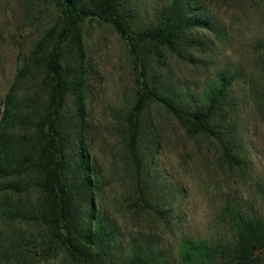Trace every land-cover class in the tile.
Listing matches in <instances>:
<instances>
[{
	"label": "trees",
	"instance_id": "1",
	"mask_svg": "<svg viewBox=\"0 0 264 264\" xmlns=\"http://www.w3.org/2000/svg\"><path fill=\"white\" fill-rule=\"evenodd\" d=\"M50 10L46 27L19 63L0 102V219L28 225L30 233L0 231V257L25 244L40 245L65 264H169V254L151 234L127 236L96 204L102 173L91 154L92 119L88 99L95 66L87 52L85 25L110 26L125 44L133 72L131 105L115 110L114 129L123 144L130 197L137 210L161 217L154 203L141 144L150 108L161 106L190 137L216 143L227 164L240 158L226 125L234 109L233 87L242 77L236 66L218 68L201 92L185 91L174 78L171 59L198 64L208 38L219 34L198 0H166L149 17L140 0H32ZM264 97V87L248 80ZM151 186V188H150ZM264 200V182L258 186ZM226 227L212 236L183 235L177 245L182 264H263L264 216L226 201ZM21 247V248H20ZM260 250V255L256 253ZM9 253V252H8Z\"/></svg>",
	"mask_w": 264,
	"mask_h": 264
},
{
	"label": "rangeland",
	"instance_id": "2",
	"mask_svg": "<svg viewBox=\"0 0 264 264\" xmlns=\"http://www.w3.org/2000/svg\"><path fill=\"white\" fill-rule=\"evenodd\" d=\"M140 1L149 17L153 7L166 0ZM198 1L218 26L219 34L199 30L196 35L209 39L203 51H194L201 62L171 59L170 68L183 90L201 92L216 69L238 67L242 77L233 87L235 105L225 122L242 164L230 166L214 141L202 135L188 136L165 108L152 106L153 125L147 127L141 147L144 153L153 151L144 159L161 217L132 205L123 144L114 129L115 110L128 108L135 95L125 44L108 25H85L87 52L95 66L87 104L92 119L91 154L103 182L96 204L127 236L151 234L160 241L169 254V264H182L177 245L183 235L207 237L225 231L220 216L226 201L238 202L264 216V200L258 189L264 182V97L253 94L248 83L250 79L256 87H264V0ZM49 18V8L32 0H0V102L19 58L31 49ZM0 231L9 237L22 231L30 233L28 225L2 219ZM16 249L3 253L0 264H65L61 256L54 257L46 248L44 252L40 245L25 244L21 254ZM256 253L260 255V250ZM261 261L264 264V253Z\"/></svg>",
	"mask_w": 264,
	"mask_h": 264
}]
</instances>
